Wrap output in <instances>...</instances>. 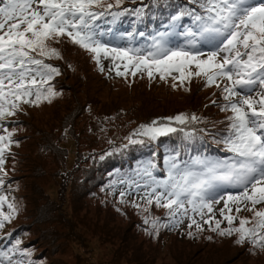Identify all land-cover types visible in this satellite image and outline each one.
<instances>
[{"label":"rangeland","instance_id":"1","mask_svg":"<svg viewBox=\"0 0 264 264\" xmlns=\"http://www.w3.org/2000/svg\"><path fill=\"white\" fill-rule=\"evenodd\" d=\"M108 1L111 0L106 3ZM3 2L0 0V6ZM173 2L177 3V7H172L174 15L184 9L200 11L198 5L191 7V0ZM100 20H105L100 24H108L99 29L105 33L104 37H115L116 33L106 27H115L118 20L104 17ZM178 23L188 27L192 22L185 16ZM178 39L182 40L179 45H184L185 38ZM53 45L60 49V57L44 60L59 70L49 82L58 94L50 103L47 100L38 105L21 103L15 115L0 120V135L12 133V143L4 153L5 163L0 171V179L4 181L0 195L7 197L0 212L11 213L12 218L0 229V250L15 248L17 240L19 245L30 243L35 245L36 252L47 254L46 258L41 257L39 264H264V249L255 247L250 241L237 244L238 234L221 236L219 230L213 232L204 223L208 215L201 219L200 215L192 214L175 224L168 209L154 203L149 205L145 196L127 200L129 197L122 196L121 191L116 192L105 182L99 186L93 181L82 184L84 170L92 165L96 155L125 147L132 141L155 138L141 134L142 126L168 125L176 131H184L185 139L188 134L194 136L192 127L168 119L188 113L185 108L189 110L187 104L191 101L195 105L199 99L204 105L202 111L220 121L228 119L232 113L223 110L228 101L224 99L222 88L229 82L218 81L221 87L208 86L203 76L181 82L173 79L179 75L175 72L167 79H161L158 73L149 78L146 71L133 76V69L126 76H118L116 71L108 68L103 56L104 70L101 71L90 51L81 47L72 54L64 52L61 55L63 44L50 42V46ZM201 50L208 52L211 49L203 45ZM63 55L72 58L61 57ZM192 71H196L195 67ZM108 72L112 75L108 76ZM77 81L82 82L83 90L76 88ZM210 133L219 138L220 133ZM161 136H173L185 143L179 133ZM183 145L186 149L192 148L193 152L187 150V153L196 160L194 144ZM178 150L179 147L172 149L173 152ZM223 155L227 156V153ZM161 158L163 166L169 158H175L181 167L185 165L180 153L170 156L164 152ZM9 203L15 206V213L8 208ZM136 204L140 207H134ZM223 206L224 201L214 205L215 218L222 221L221 228H227V221L219 212ZM257 207L264 209V205ZM145 208L153 212L149 214ZM231 214L238 218L253 215L247 208L237 214L235 206ZM193 216L203 228L196 235L189 234L195 231L191 229L195 225L189 227ZM145 217L149 219L150 227H144L148 225ZM153 220L157 221L155 227ZM234 226H239V219ZM180 233L185 234L181 237ZM10 235L15 239L14 242L11 240V247L6 248ZM15 253L9 252L13 264H16Z\"/></svg>","mask_w":264,"mask_h":264},{"label":"snow or ice","instance_id":"2","mask_svg":"<svg viewBox=\"0 0 264 264\" xmlns=\"http://www.w3.org/2000/svg\"><path fill=\"white\" fill-rule=\"evenodd\" d=\"M191 2L198 5L200 11L184 9L172 16L168 30L151 36V45L146 50L103 41L105 33L98 30L97 21L107 15L114 19L124 15V12H112L114 5L106 0H4L0 6V120L15 115L21 103L38 105L43 100L50 103L58 94L49 82L59 70L45 63L44 58L60 57V52L51 47L50 42L64 36L93 53L101 71L104 70L102 56L110 59L118 76H126L132 68L133 76L146 71L149 78L158 73L161 79H167L175 72L179 75L173 79L181 82L203 76L208 86L216 87H221L218 81H227L229 83L222 88L224 99L228 101L223 110H230L232 115L228 117L229 133L224 142L232 157L196 159L192 165L184 167L175 158H169L167 179H157L146 170L151 184L144 185L150 188L145 198L149 205L154 203L168 209L173 218L177 213L187 216L186 205H190L191 212L201 219L208 215L204 223L213 232L219 230L221 236L238 234L237 244L250 241L264 249V209L257 207L264 205V0ZM121 3L122 0H116V6ZM135 11L140 14V10ZM185 16L191 18L192 23L182 28L178 22ZM139 35L145 34L140 32ZM170 36H183L184 45L170 47ZM200 45H207L211 50L204 52ZM117 62H124V71ZM193 67L196 71H192ZM257 88L259 91H255ZM168 119L184 124L189 117L180 114ZM190 119L195 121L198 117L192 115ZM142 129L141 134L153 137L176 131L168 125L142 126ZM11 143L12 133L0 135V171L5 163L4 153ZM3 184L0 179V186ZM226 188L239 191L222 194L221 190ZM6 200V196L0 195V207ZM221 201L224 206L219 212L227 221V228H221L222 221L215 218L214 205ZM233 206L237 214L247 208L252 217L232 215ZM8 208L16 212L13 204L9 203ZM11 218V213L0 212V229ZM237 219L238 227L234 226ZM148 222L145 218V223ZM156 223L152 221L153 227ZM174 223L180 221L174 219ZM192 225L203 231L194 216L189 227ZM19 244L17 240L16 245ZM14 251L19 249L0 250V264L5 260L13 264L9 252Z\"/></svg>","mask_w":264,"mask_h":264},{"label":"trees","instance_id":"3","mask_svg":"<svg viewBox=\"0 0 264 264\" xmlns=\"http://www.w3.org/2000/svg\"><path fill=\"white\" fill-rule=\"evenodd\" d=\"M111 2H113L114 5L111 11L124 12V15L115 18L118 20V23L115 25V27H106L112 32L114 31L116 33V36L114 37L110 35L108 38H105L103 36V41L112 45L126 46L133 49L143 48L146 50L149 49L151 45V36L155 35L159 31L164 32L168 30L169 21L171 20V17L174 16L172 7H177V3H174L173 0H122V3L118 6H116V0H111L107 3ZM191 7H197V5L193 4V6ZM96 10L103 11V9ZM135 10H140V14L138 15ZM104 18L109 20L114 19L111 15H107ZM103 21H97V24H99V29H101V26L105 24L108 25L107 23L100 24ZM140 32H143L145 35L140 36ZM129 33H132L133 35L130 37L128 35ZM178 37L181 38L182 36L169 37L170 47H175L182 42V40H179ZM144 38H146L147 40ZM56 41L63 44V52L61 53V55L64 54V52L72 54V52H75L73 50H75L76 48H78L79 50L82 49L79 45L72 43L71 39L67 36L60 37ZM54 47L60 52V49H58L56 46ZM202 47L203 45H200V48ZM64 56L65 55L61 57ZM65 57L68 58L67 56ZM69 58H72V56H69ZM117 63L121 64L120 70L123 71L124 62ZM106 64L110 70L115 71L114 64L110 59L106 60ZM68 65L70 64L68 63ZM131 69L132 68H130L129 70ZM96 70L98 69L96 68ZM107 74L108 76H110V74L112 75V73L109 72ZM80 83L82 82L79 81L77 83L76 88L78 90H83ZM256 91H259V89L257 88ZM205 105H209V102H205ZM187 106L189 107V110L187 108L185 109L188 111V113L186 112L184 114L188 116L189 119L183 125L192 127L195 135L193 136L191 134H186L187 139H185L183 133L184 131L174 132L179 133L184 139L185 143L180 142L173 136L158 135L155 136L154 139L148 140L145 139L148 137H145V140L143 141H132L125 147L111 149L102 154L100 153L96 155L97 158L95 159V161L92 159V165L84 170L85 175L84 179L82 180V184H88L93 181L92 183H94V185L99 186L102 184V182H105L106 184L114 187V190L116 192L121 191L124 195L129 197L127 200H131L136 199V197L139 196H145V192L150 191V188L144 187L145 184H151V177L146 174V170L151 171L152 175L157 179H167V167L161 164L163 162L161 158L162 153L165 152L170 156H173L175 153H180L181 158L183 157L184 159V164H193V161L195 160H192V158L189 156L190 154L187 153V150H190L192 152L193 150L189 146L188 149L184 148L185 146L183 144H194V149L196 150L194 151V154L197 156V159L225 160L231 158L233 154L227 150L228 146H226V143L224 142L226 136L229 133L230 121L226 118L220 121V119L214 117V115L202 111L204 105L202 106V102H200L199 99H197L195 105L191 101L187 104ZM183 107H185V105H183ZM174 111L176 112V108L174 109ZM156 113L160 115V112L156 111ZM192 115H195L196 117H198V119L195 121L191 120L190 117ZM216 127L219 128V130H215ZM210 132L220 133L219 138ZM146 141H148V143L144 144ZM181 144L183 145L182 147ZM174 147H179V150L173 152L172 149ZM223 153H227V156L223 155ZM151 156L154 158V160ZM189 157L192 161L189 160ZM153 164L155 165V168L151 167V165ZM182 166L184 167L185 165ZM196 170L199 169L196 168ZM137 184L140 185L139 188L137 187ZM157 191H161V189H157ZM221 191L225 193L237 192L239 191V189L226 188L222 189ZM186 207L189 208V205H186ZM190 209L191 208H189L187 216H191L192 214H194ZM148 211L149 210H147V212ZM152 212L153 210H150L148 213L151 214ZM187 216L182 217L180 213H177L175 219L182 221ZM147 226L150 227L149 222L148 225H144L145 228H147ZM195 228L196 227L191 228L195 231L189 234L196 235L200 232ZM188 230L184 232H187ZM183 234L185 233H180V236L183 237ZM14 239V235H10L8 237L9 241L7 242L8 246L6 248L11 247ZM11 240H13V242H11ZM34 246L30 243L28 245H16L15 248L19 249V251H15L16 253L13 256L16 264H39V261L42 262L41 257H47V254L44 251L36 252ZM28 250L31 252V255L28 254Z\"/></svg>","mask_w":264,"mask_h":264}]
</instances>
